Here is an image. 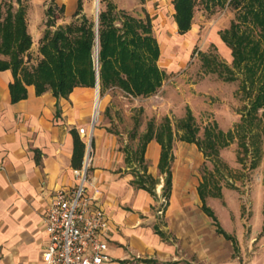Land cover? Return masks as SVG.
I'll list each match as a JSON object with an SVG mask.
<instances>
[{
    "label": "crops",
    "instance_id": "0c3cea01",
    "mask_svg": "<svg viewBox=\"0 0 264 264\" xmlns=\"http://www.w3.org/2000/svg\"><path fill=\"white\" fill-rule=\"evenodd\" d=\"M29 1L36 8L42 5L46 9L52 2ZM118 2L119 9L141 6L144 16L139 17L149 14L152 24L166 14L163 9H156L155 4L169 3L172 18L167 25L164 23L166 26L159 35L167 34L168 30L180 36L192 33L193 24L185 33L179 32L174 0ZM55 3L66 7L67 12H72L75 4L78 6V0H55ZM153 33L156 36L154 24ZM40 38L37 27L34 43ZM158 41L161 62L175 49V43ZM219 41L226 44L221 36ZM225 47L228 52L230 47L227 44ZM166 66L172 67L171 59ZM13 79L11 69L0 71V264H43L42 251L49 239L43 213L56 189L72 187L77 182L72 165V130L76 129L85 140L79 129L91 130L98 93L96 86H76L68 96L57 97L51 91L37 94L35 85L30 84L27 96L13 101L10 90ZM107 126L102 114L93 131L94 186L90 187L96 204L104 209L109 220L103 238L107 240L111 259L103 264H264V188L259 189L258 198L256 188L246 194L229 188L222 197H206L215 220L204 209L199 190L203 180L200 169L207 157L197 143L177 139L172 188L165 213L160 215L158 192L163 191L165 183L159 170L161 143L150 140L143 163H128L118 135ZM128 140L127 137L125 142ZM144 169L158 179L156 194L133 182L136 173H143ZM245 195L252 203L247 211V218L251 213L249 220L243 217L241 209ZM215 203L228 214V226L220 221L213 207Z\"/></svg>",
    "mask_w": 264,
    "mask_h": 264
},
{
    "label": "trees",
    "instance_id": "16d2710c",
    "mask_svg": "<svg viewBox=\"0 0 264 264\" xmlns=\"http://www.w3.org/2000/svg\"><path fill=\"white\" fill-rule=\"evenodd\" d=\"M205 1L208 4H228L237 10L230 26L220 31L222 40L231 49L233 65L225 63L221 69L208 55H205L204 60L209 72H218L227 81L236 80L238 73L243 75L240 90L250 98V107L247 113H242L241 120L232 129L225 131L214 121L204 126L203 135L199 134L201 126L189 106L186 115L178 121L177 130L168 116L159 125L149 121L147 129L139 136L136 150L125 149L126 160L128 163H143L148 142L158 140L162 145L159 170L165 176L162 194L168 201L172 188L174 144L177 139L197 143L207 159L214 162L218 173H221V166L232 172L222 160L220 151L236 138L245 153L250 151V145L259 149V137L255 128L261 122L258 111L264 107V0ZM17 2V8L12 1L3 0L0 5V71L11 69L13 72L14 79L10 82L12 100L25 98L28 94L27 85L30 84L35 85L37 94L51 91L57 97L68 96L76 86L95 87L96 20L91 21L83 13L80 23L69 22L52 29L56 26V3L52 0L46 10L48 28L41 38L40 59L30 65L29 55L34 40L28 28L25 1ZM197 2L198 0H174L179 32L185 33L191 28ZM60 8L63 9L64 6ZM83 9V0H78L76 14L82 13ZM115 10L116 5L109 2L107 9L99 13L100 92L103 95L109 88L118 87L135 97L154 94L162 86L166 71L159 65L161 49L153 33L151 17L147 14L142 18L123 9ZM72 134V165L78 168L85 156L86 143L76 129L72 130ZM238 157L240 162H245L240 153ZM252 165L255 167L256 162H252ZM231 181L228 178V186L233 187L234 183ZM133 182L156 194L158 179L147 173L146 169L143 173H136ZM222 189L221 178L214 171L205 169L199 190L204 200V209L215 220L216 215L205 199L208 196L222 197ZM219 229L223 231L220 226Z\"/></svg>",
    "mask_w": 264,
    "mask_h": 264
},
{
    "label": "rangeland",
    "instance_id": "374dc122",
    "mask_svg": "<svg viewBox=\"0 0 264 264\" xmlns=\"http://www.w3.org/2000/svg\"><path fill=\"white\" fill-rule=\"evenodd\" d=\"M6 1H12L15 8L18 7L17 0ZM24 1L27 9L29 31L33 37L35 28L38 27L42 38L48 28L47 9L42 5L36 8L35 4L29 0ZM94 1L83 0L84 9L80 14H76L78 9L76 4L72 12H67L66 7L61 9V4H56L54 6L56 26H53L52 29L60 24L69 22L80 23L83 13L87 14L91 21H95ZM109 2L116 5L115 11L121 10L117 8L119 6L118 0H100L99 13L101 10L107 9ZM155 7L156 9H163V14L166 13L162 15L160 21L156 20L153 22L157 38L170 40L175 43V49L172 53H169L166 59L164 58L163 61L159 62L161 68L166 71L162 86L156 93L149 96L135 97L118 87L109 88L103 95L100 92L101 106L97 115L96 125H98L99 119L104 114L108 123L107 128L118 135L122 151H125V149L136 150L139 136L147 129L149 121H154L156 125H159L168 116L174 129L177 130L178 121L186 115L188 106L192 109L197 123L201 126L200 135H203L204 126L214 121H217L219 127L225 131L232 129L241 120L242 113H247L250 107V98L245 96L243 90H240L243 75L238 73L236 80L227 81L219 76L218 72H209L208 65H206L207 63L204 60L205 55H208L221 69L224 68L223 65L225 63L230 66L233 65L231 49L229 48L230 53L224 49L225 45L219 41V36L220 31L228 28L232 20L235 19L237 10L228 4H208L205 0H198L194 11L192 33H187H191L189 36H180L170 30L167 31V34L162 33L159 35V31H163L164 23L166 22L167 25L171 21L172 9L169 3L166 5L156 3ZM125 11L138 17L144 16L141 6ZM41 38L36 39L35 43L33 42L29 55L30 65L37 63L40 59ZM170 59L172 67L166 66L167 63H170ZM258 115L261 117V122L255 128V132L258 133L259 137V149L254 145H250V151L245 153L244 148L240 147L239 140L236 138L230 145L223 147L220 151L222 160L229 165L232 172L221 166V173H218L214 162L209 159H207L205 165L201 166V174L206 169L209 172L214 171L221 178L223 191H227L230 188L235 193L246 194L247 191L256 188L255 195L257 197L258 193H261L259 189L264 188V107L259 109ZM132 135H135V138H132ZM127 137L129 140L126 143L125 139ZM92 146L94 161V139ZM239 153L245 158L244 163L240 162ZM252 162H256L255 167H253ZM92 170L93 163L89 171L91 179ZM228 178L232 179L233 187L228 186ZM160 182L163 183L164 179H161ZM158 193L161 201L163 191L161 190ZM227 195L229 194L227 193ZM229 199L232 205V199ZM243 199L246 201L242 204V214L244 218L249 220L251 213L249 214L250 217L247 218V211L252 203L247 195ZM213 207L220 221L225 226H228L229 218L223 206L215 203Z\"/></svg>",
    "mask_w": 264,
    "mask_h": 264
},
{
    "label": "built area",
    "instance_id": "2783aa9c",
    "mask_svg": "<svg viewBox=\"0 0 264 264\" xmlns=\"http://www.w3.org/2000/svg\"><path fill=\"white\" fill-rule=\"evenodd\" d=\"M99 113V112H98ZM97 116L93 113L91 130L80 127L85 135L86 151L82 165L74 168L77 182L52 193L43 213L48 242L42 251L43 264H103L111 257L103 234L109 229V220L102 207L96 204L94 186L89 171L93 163V131ZM97 189V188H96ZM158 213L163 215L168 199L162 194Z\"/></svg>",
    "mask_w": 264,
    "mask_h": 264
},
{
    "label": "water",
    "instance_id": "95a60500",
    "mask_svg": "<svg viewBox=\"0 0 264 264\" xmlns=\"http://www.w3.org/2000/svg\"><path fill=\"white\" fill-rule=\"evenodd\" d=\"M96 31H97V44L96 47L98 46V26H99V11L96 14ZM98 49H97V53H96V48H95V60H96V70H97V82H96V88H97V93L98 96H100V76H99V56H98Z\"/></svg>",
    "mask_w": 264,
    "mask_h": 264
},
{
    "label": "bare ground",
    "instance_id": "6f19581e",
    "mask_svg": "<svg viewBox=\"0 0 264 264\" xmlns=\"http://www.w3.org/2000/svg\"><path fill=\"white\" fill-rule=\"evenodd\" d=\"M94 5H95V11H96V14L97 12L99 11V8H100V0H95L94 1ZM226 45V44H225ZM97 49L99 51V42H98V46L96 47V53H97ZM221 49V48H220ZM225 49V47H224ZM227 51V50H226ZM225 51V53H226ZM229 52V51H228ZM224 53V52H223ZM96 101H95V106H94V113L95 115L97 116L98 115V112L100 110V106H101V98L100 96L96 95Z\"/></svg>",
    "mask_w": 264,
    "mask_h": 264
}]
</instances>
